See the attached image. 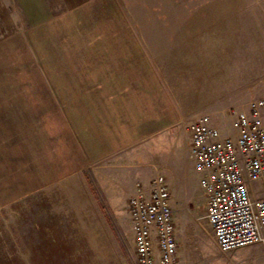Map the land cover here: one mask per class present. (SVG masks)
<instances>
[{
	"label": "crops",
	"instance_id": "obj_1",
	"mask_svg": "<svg viewBox=\"0 0 264 264\" xmlns=\"http://www.w3.org/2000/svg\"><path fill=\"white\" fill-rule=\"evenodd\" d=\"M23 1L34 6L25 10L35 14L33 25L0 32V215L9 235L4 245L0 240V264H80L74 229L82 212H98L86 174L114 211L122 181L140 178L130 182L129 194L138 183L148 186L145 164H159L161 141L192 99V82L179 77L176 65L195 61L185 53L212 49L197 41L179 45V37L196 32H182L175 22H217L207 34L200 29L224 38L229 34L218 22L250 0H161L184 6L182 15L173 6L148 18L167 22L147 35L174 38L167 45L146 41L141 23L133 27L132 20L143 19L130 16L127 0ZM49 2L66 9L53 13ZM214 47L207 52L220 50L219 43ZM17 205L28 218L24 239L10 221Z\"/></svg>",
	"mask_w": 264,
	"mask_h": 264
},
{
	"label": "rangeland",
	"instance_id": "obj_2",
	"mask_svg": "<svg viewBox=\"0 0 264 264\" xmlns=\"http://www.w3.org/2000/svg\"><path fill=\"white\" fill-rule=\"evenodd\" d=\"M143 1L144 4H138L136 0H127L130 16L143 19L141 21L132 20L133 27L137 28V25L140 27L141 23L140 30L145 31L146 41L153 45H167L174 38L147 36L155 27L158 28L161 25L162 29L166 28L164 23L167 22L149 21L148 18L152 13L167 11L173 6L171 11L182 15L184 6L177 3L170 6L161 4V0H154L158 4H153V0ZM248 1L242 0V2ZM27 5L23 0H0V32H5L4 30L10 26H12V31L17 28H30L33 25L31 18L35 14L25 13L28 9ZM33 7L31 6L27 12H30ZM49 7L53 13L66 9V6L60 2L56 4L49 2ZM240 8L241 10L235 6L228 20L218 22L219 27L223 25L225 32L229 34L224 38H219L220 35L211 38L206 36V28H216L217 22H175L177 28H182V32L185 31L184 28H190L196 32L192 37H179L178 42L197 41L204 44V47L208 43L209 48L213 50H215L214 45L219 43L218 48L220 49L212 54L208 53L212 49H207L208 52L205 50L202 53L199 49L193 53H185L184 56L194 57L195 61L177 63L175 71L178 72L177 74L180 73L179 77L181 75L183 78H190L192 82V99L189 107L187 105V112L185 111L181 116V121L172 127L171 132L161 141L159 164H145V175L142 177L145 183H148L147 181L156 174H163L168 180L179 246V264L264 262V244L247 245L229 252L219 249L205 217L206 195L199 185V174L194 169V162L189 156L190 120L209 113L216 119L222 131L227 133L232 130L231 121L236 110L246 108L253 99L264 98V0H250V4H241ZM200 28H204L206 34L204 29L201 31ZM222 43L224 45L220 46ZM178 44L184 46L183 43ZM195 46L194 44V48ZM214 56L219 58L218 62L213 61ZM221 56H223L222 59ZM157 156L155 154L150 157L151 161ZM86 178H89L88 183L96 198V211L98 212H82L80 228L74 229L81 236L80 264H139L135 253L134 229L128 202L133 193L131 191L129 194L130 182L137 183L140 178L137 180L131 178L129 182L122 181L115 188L114 199L118 211L112 210L108 199L102 195L99 188L95 189L97 182L92 179V173L86 174ZM61 199L67 201L65 196ZM62 200L59 199V201ZM67 204L65 203V207ZM68 216L69 218L72 216L71 212H66V218ZM5 219L10 220L8 216ZM27 220L23 206L17 205L12 211L10 221L15 226L16 235L22 239L26 235L25 222ZM5 221L7 220L0 215V240L3 241V245L7 242L5 239L9 238ZM67 232L68 230H65V233ZM66 247L69 250V246L66 245ZM30 263L40 264L41 262ZM12 264H25V262L12 260Z\"/></svg>",
	"mask_w": 264,
	"mask_h": 264
},
{
	"label": "built area",
	"instance_id": "obj_3",
	"mask_svg": "<svg viewBox=\"0 0 264 264\" xmlns=\"http://www.w3.org/2000/svg\"><path fill=\"white\" fill-rule=\"evenodd\" d=\"M216 122L209 113L189 122V156L206 195L213 238L223 252L264 244V98L236 110L231 131L224 133ZM128 207L138 263L179 264L166 176L156 174L148 186L138 183Z\"/></svg>",
	"mask_w": 264,
	"mask_h": 264
}]
</instances>
